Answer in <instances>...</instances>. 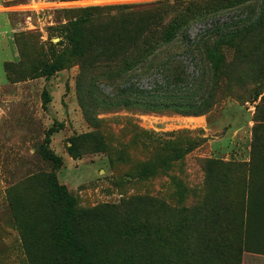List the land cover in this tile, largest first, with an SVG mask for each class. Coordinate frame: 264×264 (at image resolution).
Masks as SVG:
<instances>
[{
	"label": "rangeland",
	"instance_id": "obj_1",
	"mask_svg": "<svg viewBox=\"0 0 264 264\" xmlns=\"http://www.w3.org/2000/svg\"><path fill=\"white\" fill-rule=\"evenodd\" d=\"M158 1L0 0V264H74L54 240L52 175L74 199V235L92 264H264V30L241 53L226 51L224 73L207 84L217 88L214 105L202 115L125 107L127 88L163 85L160 70L114 79L92 45L71 67L38 76L50 44L66 45L56 29L74 9ZM223 1L170 2L159 11L169 17ZM229 1L188 21L169 46L191 92L201 64L183 50L256 20L255 0ZM42 147L61 157L60 168ZM229 192L233 213L223 221L212 212ZM225 243L222 253L216 245Z\"/></svg>",
	"mask_w": 264,
	"mask_h": 264
},
{
	"label": "trees",
	"instance_id": "obj_2",
	"mask_svg": "<svg viewBox=\"0 0 264 264\" xmlns=\"http://www.w3.org/2000/svg\"><path fill=\"white\" fill-rule=\"evenodd\" d=\"M179 1L183 0H162L152 3L150 6L141 4L74 9L73 12L76 14L74 19L56 29L63 36L66 45L58 43L57 45L61 44L62 46L61 49H58L57 45L50 44V58L39 65L38 76L48 78L71 67L75 58L82 57L84 47L92 45L101 51V64L103 63L106 68L111 70L114 69L115 72L111 73V77L114 79L128 80L137 76L139 72L149 74L152 71L160 70L158 73L161 74V77L163 76V85L156 84L149 91H136L133 87L127 88L123 91L124 97L121 103L125 107L137 105L145 112L172 111L190 116L207 113L214 105L217 91V88L207 84L210 82V84L216 85L224 73L226 51L241 53L244 47L242 43H246L248 37L254 33L264 30V0H255L259 6L255 21L246 25L244 22H240L243 25L233 32L219 34L220 32L217 31L215 35L201 39L194 48L188 46L183 50L185 55L195 52L201 64V73L195 80L196 89L193 92L187 87L185 67L181 61L177 60L176 56L171 54L169 46L178 35L184 33L183 26L188 21L202 16L203 13L207 14L231 6L233 2L223 1L222 5L204 6L196 8L194 11L186 8L179 12L175 11L169 17L163 16L159 11L160 7L170 8V2ZM241 3V0L235 1L236 5ZM143 7H147L148 10ZM136 8H142L141 12L132 13L131 11ZM112 11H116V14L111 13ZM120 12L125 14H120ZM140 16L142 18L135 23L134 20ZM165 19L166 21H164ZM17 47L20 57H22L18 41ZM43 97L44 102L48 103L49 97L45 91ZM45 142H48V138ZM41 155L55 168L61 167V157L50 152L47 147L41 148ZM210 164L229 167L217 161H211ZM49 184L58 222L54 238L58 250L62 255L70 256L74 264H92L88 253L80 247L74 235L72 224L75 214L74 199L64 186L57 183L55 176H50ZM231 196L230 192L228 195L225 194V198H222L221 201L222 204L215 212H212L214 216L223 219V221L230 217L234 206ZM216 246L222 253H224V249L230 250L231 247L227 243Z\"/></svg>",
	"mask_w": 264,
	"mask_h": 264
}]
</instances>
